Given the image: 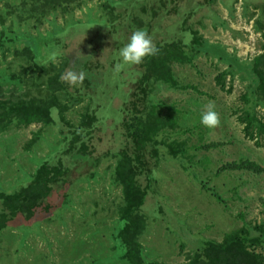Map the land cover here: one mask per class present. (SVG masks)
Masks as SVG:
<instances>
[{"label": "rangeland", "instance_id": "374dc122", "mask_svg": "<svg viewBox=\"0 0 264 264\" xmlns=\"http://www.w3.org/2000/svg\"><path fill=\"white\" fill-rule=\"evenodd\" d=\"M263 6L0 0V112L33 102L51 115L22 123L0 114V191L21 193L42 163L60 170L33 217L19 210L0 223V264H132L124 257L131 244L119 235L127 199H136L135 189L129 198L124 192L129 179L148 189L131 207L144 223L132 226L141 264H186L204 240L264 221V171L226 167L249 159L264 168V137L258 145L242 120L249 111L264 121L254 74L264 52ZM136 29L169 50L160 78L151 77V56L135 65L118 56ZM192 38L205 46L191 49ZM70 70L77 81L65 78ZM209 105L219 119L211 128L200 123ZM159 119L162 127L150 131Z\"/></svg>", "mask_w": 264, "mask_h": 264}, {"label": "trees", "instance_id": "16d2710c", "mask_svg": "<svg viewBox=\"0 0 264 264\" xmlns=\"http://www.w3.org/2000/svg\"><path fill=\"white\" fill-rule=\"evenodd\" d=\"M262 12L264 14V9ZM203 45L205 46V42L203 40L192 38L191 49ZM167 51L169 50H158L156 54L151 55V59L147 61L149 67L152 68V78L161 77L162 72L160 67ZM254 74L257 77V87L255 90V94L258 96V99L264 100V52L260 53L256 57ZM53 90H56V86L53 88ZM244 99L249 101V97L246 95ZM11 105L12 108L9 111L0 112L1 115L12 114V116H8L10 117V122L15 121V119L21 121L22 123H32L35 121L47 122L51 120L50 107L46 104L40 106V104L26 102L18 105V107H14L13 104ZM144 108H146V106H144ZM146 112L151 119L155 116V113L151 110L147 109ZM242 120L245 124L244 131L246 132V134L254 138L255 142L258 145L261 144V138L264 137V121L258 119L256 115L251 114V112L249 111H247L244 119ZM163 122V119H159V122L150 120L147 128L150 131L157 130L162 127ZM84 138L85 137L82 136V142L86 143L84 141ZM130 157H132V155H130ZM134 163L135 162L133 160L129 163V158L127 157L126 164L129 165L130 171L135 168ZM226 167H242L251 172L264 171V168H262L260 165L255 164L249 159L245 160V163H241L239 165L234 163L226 165ZM58 171L60 172L59 167L48 165L47 163H42L38 171L31 175L28 187L22 189L21 193L17 192L15 194L6 195L3 191H0V201L4 208V212H0V223H5L6 221H11L12 219L14 220L19 210H25L28 212V215H31L34 208L39 203V196L45 191V186L47 181L49 180V177H56V173H58ZM120 176L122 177V175ZM125 186L126 187L124 188V192L128 198L129 194L133 195V191L130 188L136 190V199H134L135 204H133L130 199H127L128 208L126 210V213H121V219L125 223L120 229L119 235L121 234L122 236H124V239L126 241L128 239V243L131 244L128 248L127 255H124V257L129 258L132 264H141L142 259L140 257V246L137 242L134 243V236L138 234L139 230H134L132 226L136 225L138 227L142 222V219L140 218L139 214H133V209L131 207L139 206L144 202L145 197L147 196L148 189L141 190L139 187H135L132 184V179L126 180ZM33 216L34 213L29 217L31 218ZM18 220L19 219L16 220V223H18ZM141 224L142 228H144V223ZM253 230H255V232H253ZM129 233H132L133 235H129ZM203 245L204 246L202 252L197 251L193 256H189V261L186 264H264V221L260 222L259 224H255L253 228L248 229L244 233H242L238 229H235L225 233L223 238L220 240L206 239L204 240ZM151 264L159 263L157 261H154Z\"/></svg>", "mask_w": 264, "mask_h": 264}, {"label": "clouds", "instance_id": "9594fccd", "mask_svg": "<svg viewBox=\"0 0 264 264\" xmlns=\"http://www.w3.org/2000/svg\"><path fill=\"white\" fill-rule=\"evenodd\" d=\"M86 29L84 26L81 27V31ZM157 51L147 32L144 29H136L131 32L127 42L118 50V56L123 64L135 65L141 63L145 56L155 55ZM65 78L70 82H75L77 81L78 73L76 70H70L65 74ZM200 123L209 128L219 123L218 115L211 105H209L207 111L201 113Z\"/></svg>", "mask_w": 264, "mask_h": 264}]
</instances>
